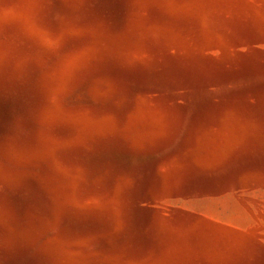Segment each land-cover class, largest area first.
Returning <instances> with one entry per match:
<instances>
[{
  "label": "rangeland",
  "instance_id": "obj_1",
  "mask_svg": "<svg viewBox=\"0 0 264 264\" xmlns=\"http://www.w3.org/2000/svg\"><path fill=\"white\" fill-rule=\"evenodd\" d=\"M0 264H264V0H0Z\"/></svg>",
  "mask_w": 264,
  "mask_h": 264
}]
</instances>
